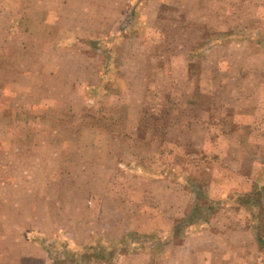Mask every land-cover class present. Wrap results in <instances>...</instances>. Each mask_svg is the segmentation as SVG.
Segmentation results:
<instances>
[{
	"label": "rangeland",
	"instance_id": "374dc122",
	"mask_svg": "<svg viewBox=\"0 0 264 264\" xmlns=\"http://www.w3.org/2000/svg\"><path fill=\"white\" fill-rule=\"evenodd\" d=\"M167 167L204 179L207 222L174 227L194 195ZM255 188L264 0H0V264H110L82 257L102 246L116 264H264V205L236 194Z\"/></svg>",
	"mask_w": 264,
	"mask_h": 264
},
{
	"label": "trees",
	"instance_id": "16d2710c",
	"mask_svg": "<svg viewBox=\"0 0 264 264\" xmlns=\"http://www.w3.org/2000/svg\"><path fill=\"white\" fill-rule=\"evenodd\" d=\"M101 70H102L101 71L102 76H105L106 74H108L109 70H110L109 64L102 62ZM107 81H108L107 78L106 79H102V78L100 79L99 78V80L96 83H93V82L92 83H90V82L86 83L84 93H83L85 95L84 97L87 100H91V101L96 102L97 100H96L95 94L100 90H103L104 92H106L105 86H107V83H106ZM167 168H168L167 175L174 178V179L177 177L184 178V182H185L186 186H188V188L191 190V193L194 195V199H193L192 203L189 205L188 210L186 211V213H184V216L182 218L175 220L174 227L179 229L184 225H187V227H190L191 225L200 224V222L203 220H205V222H207L208 217H209L210 213L215 209V206H214V203L212 201L210 203H207V204L202 203V199H203L202 197H208L206 194L207 193V187L203 182L204 179H202V177H197V176H194L192 174H186L185 172H183L181 174L179 173V175L176 176L175 173H173L175 170L174 168H170V167H167ZM160 176H163V175H160ZM177 179L182 180L179 178H177ZM254 192H252L253 194L236 193V194H238L237 198L240 201V207L248 208L252 203H255V205L258 203L260 206L264 205V203L262 204L264 189H260V191H259V189H256ZM256 192H258V193L256 194ZM260 192H262V193H260ZM254 196L256 198H254ZM256 232H257L256 239L259 243L260 249L264 250V226H257ZM138 236H139V234L138 235L134 234L132 236L126 235L121 239L122 242H120V244L122 245L123 243L130 241V243H125V246H127L128 244H134L135 245L136 242L131 241V240H134V238H136ZM108 249H109V251H108V258H107V256L105 255V252ZM115 255H116V249H111L108 246H102L101 248H98V249H96L95 247H90L89 249H86V251L84 252L82 257L86 262H89L94 257H96V258L98 257V258H102V259H108V260L110 258L109 263L110 264H116L115 263ZM74 256L75 257L70 260L71 263H75L76 259H77L76 257H79V255L77 253L74 254ZM56 263L60 264V263H65V262L58 260V261H56Z\"/></svg>",
	"mask_w": 264,
	"mask_h": 264
},
{
	"label": "crops",
	"instance_id": "0c3cea01",
	"mask_svg": "<svg viewBox=\"0 0 264 264\" xmlns=\"http://www.w3.org/2000/svg\"><path fill=\"white\" fill-rule=\"evenodd\" d=\"M24 34H26V36L27 35H30V34H27V33H24ZM22 51H27L26 50V45H24V44H22ZM54 51H52V52H56V51H58V50H60V48H57V47H55L54 49H53ZM27 52H33V51H27ZM50 52V51H49ZM34 53H37L38 54V56L39 55H41V54H46V53H48V50H47V48L46 49H42V50H40L39 48H36V50L34 51ZM8 63V62H7ZM13 64V63H12ZM12 64H11V62L10 63H8V66L11 68V67H13L12 66ZM14 65V64H13ZM6 127L8 128V130L9 131H15L16 129H14V126L13 125H6ZM44 128H46V130L47 129H50V131H52L53 130V128H52V126L51 125H48L47 127H45L44 126ZM177 252H175V251H173L172 253H171V255L170 256H168V257H170V259H173V258H175L176 257V254ZM144 255V254H143ZM141 256V254H136L135 256H134V258H138V257H140ZM145 260H146V263H144V264H148V262H149V258L147 257V256H142ZM134 260V259H133ZM151 263V262H150Z\"/></svg>",
	"mask_w": 264,
	"mask_h": 264
}]
</instances>
